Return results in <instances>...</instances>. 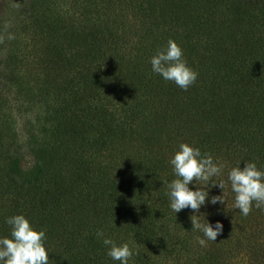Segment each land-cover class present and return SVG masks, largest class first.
Segmentation results:
<instances>
[{
	"label": "trees",
	"instance_id": "obj_1",
	"mask_svg": "<svg viewBox=\"0 0 264 264\" xmlns=\"http://www.w3.org/2000/svg\"><path fill=\"white\" fill-rule=\"evenodd\" d=\"M12 3L23 17L0 47V237L23 214L46 232L49 264H119L97 230L128 243L129 264H264V206L241 215L228 181L244 161L264 171V0ZM170 38L199 73L187 91L151 72ZM26 93L41 113L23 138L9 99ZM181 142L223 164L224 204L171 211L162 182ZM193 214L223 224L216 241L198 242Z\"/></svg>",
	"mask_w": 264,
	"mask_h": 264
},
{
	"label": "clouds",
	"instance_id": "obj_2",
	"mask_svg": "<svg viewBox=\"0 0 264 264\" xmlns=\"http://www.w3.org/2000/svg\"><path fill=\"white\" fill-rule=\"evenodd\" d=\"M150 65L152 73L174 83L183 91H187L199 75L184 59L183 49L171 38L150 57ZM168 163L176 178L162 183L166 187L169 208L176 215L184 209L199 212L206 202L224 204L225 184L212 179L221 174L224 166L214 160L210 153H202L199 147L181 142ZM228 181L234 194L233 207L241 215L247 216L251 212L253 202L256 208L264 206V171L257 167L256 162L244 161L243 168L241 163L232 167L228 172ZM212 187H218L222 193L210 197ZM199 217L195 214L190 217L192 228L203 233L202 238L198 237V242L203 245L206 241H216L223 231V224L219 221L211 223L206 217L201 223ZM5 223L10 228V235L0 237V264H49L44 230L33 228L23 214L11 215L5 219ZM96 237L105 246L106 255L111 260L129 264L133 251L128 243L117 244L102 230H97Z\"/></svg>",
	"mask_w": 264,
	"mask_h": 264
},
{
	"label": "rangeland",
	"instance_id": "obj_3",
	"mask_svg": "<svg viewBox=\"0 0 264 264\" xmlns=\"http://www.w3.org/2000/svg\"><path fill=\"white\" fill-rule=\"evenodd\" d=\"M22 17V7H15L12 0H0V47H7V42L11 37H16L15 27L18 25L19 19H22ZM1 60L0 52V83L2 79ZM37 100H41V98L36 97L33 93H26L23 97V101L19 100L18 102H15V97L13 96L9 99V105L13 106L17 114L19 128L23 138L29 131L32 122L38 118L41 113L40 103H38ZM25 162L28 165L29 159H26Z\"/></svg>",
	"mask_w": 264,
	"mask_h": 264
}]
</instances>
